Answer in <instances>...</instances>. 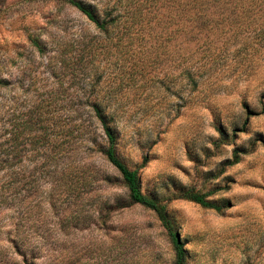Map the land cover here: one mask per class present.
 <instances>
[{"label":"rangeland","instance_id":"1","mask_svg":"<svg viewBox=\"0 0 264 264\" xmlns=\"http://www.w3.org/2000/svg\"><path fill=\"white\" fill-rule=\"evenodd\" d=\"M78 1L100 15L101 0ZM140 1L126 9L145 19L103 35L63 0H0V264H172L154 215L118 208L90 104L111 114L141 191L165 203L186 264H264V2L181 26ZM176 188L229 204L166 201Z\"/></svg>","mask_w":264,"mask_h":264},{"label":"trees","instance_id":"2","mask_svg":"<svg viewBox=\"0 0 264 264\" xmlns=\"http://www.w3.org/2000/svg\"><path fill=\"white\" fill-rule=\"evenodd\" d=\"M66 4L75 8L79 13H81L87 21L93 24L95 29L100 32V34L108 35L110 33L109 27L117 28L121 20H131L138 21L143 20L147 17V13L143 15L141 13V7H135L134 9H126V7L133 0H129L127 6H121L120 0H115L113 4L109 5L110 0L100 1V15L97 14L98 10L94 5H87L78 0H63ZM232 0H141L140 5L146 7L148 11L152 6L155 7L158 3L160 7H165L167 12L163 14L165 22L167 24L181 25L183 23L191 24L195 20H200L204 23H213L209 15L214 13H206L209 8L219 7L224 9L226 5L230 4ZM238 3L244 0H236ZM138 2V0H137ZM136 2V3H137ZM248 3H262L264 0H248ZM118 3L119 6H115ZM157 8L155 9V11ZM159 13V10L156 12ZM124 20V21H126ZM222 21V20H221ZM264 25V24H263ZM128 31V28H124ZM27 40L29 44L36 49L37 52L42 51V45L39 39L28 36ZM89 108L93 114V117L100 125L103 137L104 146L100 150L101 155L107 163H109L117 172L120 178L121 186L125 189V201L118 205V208L130 207L137 205L145 210L150 211L156 220L158 221L160 227L164 230L168 242L170 244L173 259L172 264H186V251L184 249L183 242L180 240L175 223L166 211L165 203L162 199H158L150 194H145L141 191L140 181L136 169L127 168L123 162L117 157L115 153V140L116 135L114 127H112V116L105 111L104 107L97 104H90ZM244 122L241 125L244 126ZM220 132V131H218ZM244 154L242 150L235 149L231 153V158L226 161L223 166L234 165L238 162L239 156ZM145 162V157L142 159L141 164ZM180 199L184 201L191 202L198 205L203 209L213 210L216 212H221L228 207V202H215L207 199L205 194H200L192 189L179 188L175 189L174 193L166 197V201ZM12 247L17 248V242L12 241ZM22 262L24 264H33L31 261L29 263L25 260V254L21 255Z\"/></svg>","mask_w":264,"mask_h":264}]
</instances>
